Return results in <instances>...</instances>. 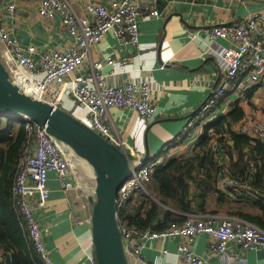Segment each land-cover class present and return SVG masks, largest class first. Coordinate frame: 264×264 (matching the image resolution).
I'll list each match as a JSON object with an SVG mask.
<instances>
[{"label":"built area","instance_id":"obj_1","mask_svg":"<svg viewBox=\"0 0 264 264\" xmlns=\"http://www.w3.org/2000/svg\"><path fill=\"white\" fill-rule=\"evenodd\" d=\"M77 1L39 0L38 17L47 22L59 17L63 29L72 39V45L66 49L40 54L35 45L21 43L8 25L17 16V3L20 0H0V58L12 81L27 94L63 110L64 102L69 98L75 107L85 111V116L80 118L83 123L118 149L138 157L137 161L132 162L127 181L119 189L117 201L120 209L123 203L139 193L148 194L147 184L157 166L165 163L169 157L189 150L202 133L203 126L215 116L220 101L228 103V107L236 101L247 103L248 93L264 86V13L250 15L233 26L212 25L207 30L212 41L222 40L230 44L222 55L225 69L221 82L188 119L176 138L180 142L188 137L190 144L175 147L169 143L163 151L143 162L140 159L142 155L122 140L118 130L112 128L110 110L126 108L135 112L145 124L152 123L157 108L153 102L151 84L143 79L130 80L119 86L109 84L108 74L103 72V68L115 64L124 66L128 58L110 54L103 61H93L91 54L109 33H113L125 48L132 52L137 49L140 22L145 11L140 7L139 0H93L85 4L80 13L75 6ZM159 15L158 10L150 11L152 17ZM55 84L58 86L56 94L48 99L49 90ZM221 112L227 113L228 110L222 108ZM13 119L24 124L31 139L19 162L13 185L17 211L24 220L29 241L43 263L57 264L51 259L42 229L43 213L50 198L49 173L56 174L65 191L78 193L87 189L90 199L96 187L86 185L84 188L81 181L71 180L78 159L50 136L46 127L28 117L14 116ZM245 121H241L236 130L264 141V116ZM221 162L224 166L229 162L228 154L223 150ZM219 184L225 190L229 186H237L238 181L222 174ZM87 221L91 227V211ZM120 229L131 264H147L142 258L145 244L164 239L179 240L177 252L183 264H207V259L212 255H224L232 262L237 254L231 250V245L243 251H264V229L232 216L193 215L183 224H172L162 231H139L136 227L121 225ZM201 235L209 239L205 256H199L193 250L196 238ZM166 254L168 251L163 250L156 255L153 264H162ZM91 263L96 264V260L92 259Z\"/></svg>","mask_w":264,"mask_h":264},{"label":"crops","instance_id":"obj_2","mask_svg":"<svg viewBox=\"0 0 264 264\" xmlns=\"http://www.w3.org/2000/svg\"><path fill=\"white\" fill-rule=\"evenodd\" d=\"M92 1L78 0L75 6L82 13L85 4ZM38 2L20 0L17 3V16L8 23L12 33L24 45L38 47L40 54L70 47L72 39L63 29L61 19L42 21L37 15ZM138 3L145 11L140 22L139 47L132 52L109 33L92 50L91 58L103 61L110 54L128 58L124 66L115 64L103 68L109 84L119 86L142 79L150 82L157 108L155 120L145 124L135 112L114 108L110 110V123L135 152L142 157L149 152L152 158L179 137L188 119L221 82L225 69L222 55L230 44L212 41L207 30L212 25L233 26L250 15L264 13V0H139ZM152 10H158L160 15L150 16ZM259 97L264 98V86L257 88L251 98V103L262 109L264 101L258 107ZM64 103L77 118L85 116V111L75 107L69 98ZM245 105L247 103L241 102L246 121L264 116L261 110L254 107L250 111ZM222 108L230 109L224 102L216 113L220 114ZM240 125L241 122L235 129ZM76 163L71 180L81 181L84 188L86 185L96 187L90 167L81 160ZM48 187L50 198L43 213L42 229L51 259L57 264H92L96 255L87 221L91 211L88 190L65 191L55 173H49ZM23 228L27 233L25 226ZM208 240L206 235L196 238L193 250L197 255L207 254ZM178 241L164 239L146 243L142 249L143 260L153 264L155 256L167 250L162 264H183L177 252ZM231 250L237 254L234 261L224 255H212L207 264H264V251H243L234 245ZM0 261L6 264L1 254Z\"/></svg>","mask_w":264,"mask_h":264},{"label":"trees","instance_id":"obj_3","mask_svg":"<svg viewBox=\"0 0 264 264\" xmlns=\"http://www.w3.org/2000/svg\"><path fill=\"white\" fill-rule=\"evenodd\" d=\"M256 89L247 95L249 106ZM245 115L241 101L232 103L227 113H216L188 151L156 167L147 184L148 194L139 193L120 206V225L162 231L183 224L189 216L224 212L223 216L241 218L264 229V141L235 129ZM13 118L0 115V250L6 264H44L16 210L13 185L31 139L24 124ZM189 140L171 144L177 147ZM222 150L229 157L227 166L221 162ZM222 174L237 180V186L222 190Z\"/></svg>","mask_w":264,"mask_h":264},{"label":"water","instance_id":"obj_4","mask_svg":"<svg viewBox=\"0 0 264 264\" xmlns=\"http://www.w3.org/2000/svg\"><path fill=\"white\" fill-rule=\"evenodd\" d=\"M0 113L28 117L46 127L50 136L90 167L96 183L95 198L90 199V204L97 264H131L118 220L117 200L120 187L131 173L132 162L138 157L110 144L72 113L27 94L12 81L1 58ZM140 159L147 162L150 153Z\"/></svg>","mask_w":264,"mask_h":264},{"label":"rangeland","instance_id":"obj_5","mask_svg":"<svg viewBox=\"0 0 264 264\" xmlns=\"http://www.w3.org/2000/svg\"><path fill=\"white\" fill-rule=\"evenodd\" d=\"M56 87H58L56 84L55 85H53L51 88H50V93H49V97H48V99H51L55 94H56V91H57V89H56ZM234 100V99H233ZM263 101H264V98L263 97H259L258 99H257V102L259 103L258 104V107L260 106V105H262L261 103H263ZM246 106V109L248 108L250 111L252 110V108H254V109H256V110H261V112H262V114H264V108L262 107V109H259V108H257V105L256 106H254V105H245ZM247 109V110H248ZM65 110H67L66 108H65ZM68 111V110H67ZM74 113V111L72 112V114ZM76 115L79 117V115L76 113ZM81 117V116H80ZM215 117V116H214ZM214 117H212L211 119H213ZM16 121H17V119H16ZM210 121V120H209ZM209 121H207V123L206 124H208L209 123ZM197 141V140H196ZM192 146H190L189 148H191ZM75 166L77 167V163L75 164ZM59 182V181H58ZM60 183V182H59ZM60 186H61V184H60ZM226 215V213H224V212H222L220 215Z\"/></svg>","mask_w":264,"mask_h":264},{"label":"bare ground","instance_id":"obj_6","mask_svg":"<svg viewBox=\"0 0 264 264\" xmlns=\"http://www.w3.org/2000/svg\"><path fill=\"white\" fill-rule=\"evenodd\" d=\"M0 115H3V113H0ZM92 198H95V194H94V196H92Z\"/></svg>","mask_w":264,"mask_h":264}]
</instances>
